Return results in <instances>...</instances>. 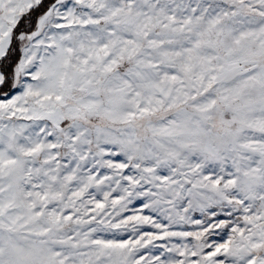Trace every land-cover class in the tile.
<instances>
[{
	"label": "snow or ice",
	"instance_id": "1",
	"mask_svg": "<svg viewBox=\"0 0 264 264\" xmlns=\"http://www.w3.org/2000/svg\"><path fill=\"white\" fill-rule=\"evenodd\" d=\"M0 264H264V0H0Z\"/></svg>",
	"mask_w": 264,
	"mask_h": 264
}]
</instances>
